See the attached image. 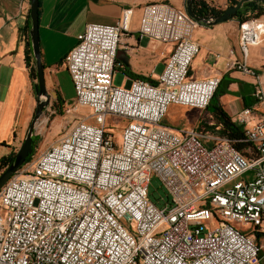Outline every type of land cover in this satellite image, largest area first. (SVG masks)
<instances>
[{"label": "built area", "instance_id": "built-area-1", "mask_svg": "<svg viewBox=\"0 0 264 264\" xmlns=\"http://www.w3.org/2000/svg\"><path fill=\"white\" fill-rule=\"evenodd\" d=\"M134 11L124 9L113 25H87L65 57L72 108L88 113L0 191V264L260 262L264 117L247 127L252 109L238 115L253 157L227 137L207 138L214 143L206 146L195 130L165 127L173 105L207 109L221 76L188 78L200 23L185 8L155 3L141 8L137 33L174 46L164 71L155 83L116 86V56ZM263 39V22L240 24L243 58L230 50L225 69L256 76L248 48ZM254 98L264 110L260 87ZM111 117L125 122L120 142L108 131ZM154 177L166 197L152 198Z\"/></svg>", "mask_w": 264, "mask_h": 264}, {"label": "crops", "instance_id": "crops-1", "mask_svg": "<svg viewBox=\"0 0 264 264\" xmlns=\"http://www.w3.org/2000/svg\"><path fill=\"white\" fill-rule=\"evenodd\" d=\"M155 3H167L184 9L186 0H40L39 36L46 82L50 76L58 93V99L52 103L53 108H72L76 105L72 79L64 60L76 46L78 35L89 24H115L127 8L135 9L132 30L123 36L119 46L114 84L128 87L135 80L152 83L159 80L174 46L150 38L140 39L137 33L141 8ZM209 4L220 10L229 6L228 0H211ZM30 9V0H0V159L19 150L36 111L37 93L26 64ZM256 20L264 23V16ZM197 26L193 39L199 44L200 52L190 66L188 78L200 80L220 75L219 89L205 110L171 106L163 125L175 132L195 130L204 137L202 142L207 146L214 143L207 138L222 136L223 118L218 113L219 108L238 126H241L238 115L244 108H251L253 112L247 127L263 119V109L259 117L255 114L259 103L254 98V92L257 87L264 92V61L260 56H252L251 50L262 47L264 53V39L258 45L249 46L247 64L256 71V76L246 75L225 69L230 50H235L238 59L243 58L240 23L233 19L214 26ZM78 112L80 110L73 116H79ZM46 115L48 109L44 113ZM60 115L67 116L65 113ZM44 121L47 119L40 120L41 125L36 127L37 144L42 143L40 135ZM55 122L54 126L59 130V121ZM201 124L210 130L216 127V131L200 132L198 127ZM258 234L257 241L262 247L258 264H264V230L258 232L256 237Z\"/></svg>", "mask_w": 264, "mask_h": 264}, {"label": "water", "instance_id": "water-1", "mask_svg": "<svg viewBox=\"0 0 264 264\" xmlns=\"http://www.w3.org/2000/svg\"><path fill=\"white\" fill-rule=\"evenodd\" d=\"M249 1H255L264 4V0H240L235 5H230L222 14L210 17L200 18L193 11L194 0H186L185 9L188 15L198 23L205 26H214L233 20L240 12L243 5ZM30 21L31 26L29 30V38L31 49L36 61L37 72V104L33 120L29 126L26 138L16 152L13 162L0 175V191L8 183V181L27 163V160L34 153L33 140L35 138L36 124L44 115L47 108L58 99V93L50 90L47 86L45 67L42 60L40 36H39V8L40 0H30Z\"/></svg>", "mask_w": 264, "mask_h": 264}, {"label": "trees", "instance_id": "trees-1", "mask_svg": "<svg viewBox=\"0 0 264 264\" xmlns=\"http://www.w3.org/2000/svg\"><path fill=\"white\" fill-rule=\"evenodd\" d=\"M239 1L240 0H228V4L229 6L235 5ZM193 11L200 18H210L222 14L224 10H220L214 6H211L207 0H194ZM263 16H264V4L255 1H249L243 5L240 12L234 19L237 20L240 24H243L249 21L256 20ZM30 26H31V21L30 18L28 17L27 40H26V64L27 67L29 68L30 78L34 84V91L35 93H37L38 83H37L36 61L30 44V38H29ZM218 113L223 118V129L220 132L221 135L232 140V142H234V147L237 150L244 153L245 155H247L248 157L255 156L256 155L255 152H253L252 154L248 152V149L251 147V145L245 141L246 137L243 128L233 123L221 108L218 109ZM37 143H38V138L35 137L33 140L34 153L32 156L28 158L26 164L33 161L38 146ZM15 154L16 153H12L11 155L0 159V171L6 169L13 162ZM258 237L259 234L257 236V240Z\"/></svg>", "mask_w": 264, "mask_h": 264}, {"label": "rangeland", "instance_id": "rangeland-1", "mask_svg": "<svg viewBox=\"0 0 264 264\" xmlns=\"http://www.w3.org/2000/svg\"><path fill=\"white\" fill-rule=\"evenodd\" d=\"M211 3V0H208ZM198 28V26H196L195 30ZM251 55L253 56H260V59L264 61V53L262 52V47H258L257 49L252 48L251 50ZM117 84V83H116ZM118 85V84H117ZM47 86L50 90H55L56 91V87L52 84V80L51 77L48 76V80H47ZM54 104V103H53ZM53 104H51L47 109H48V115L46 116H42L40 118V120H43V118L47 121H44V124L41 126L42 129V133L40 135L41 139H42V143L37 144V150H36V154L33 158V161L39 157L52 143H55L56 141H58L63 135L64 133H66L67 131H69V129H71V127L77 122V119H80V115L82 113V115H85L88 113L87 109L82 108V107H78L80 112H78V114H80L79 116L76 115V117L73 116V114L75 113V108H53ZM255 114L257 117H259V113L260 111L263 109L262 106L260 104L257 105V107L255 108ZM61 110V112H60ZM61 113H65L67 114V116H61ZM72 117V118H71ZM75 118V119H74ZM40 120L37 122L36 127L39 126V122ZM59 121V127L60 129L58 130V128H56L54 126V124L56 123L55 121ZM107 126H108V131L114 136V139L116 140V142H120L122 140V130L125 126V122L122 119H117L114 117H111L108 119L107 121ZM198 131H202L203 133H209L210 131H216V127L212 130H210L208 127L203 126L202 124L198 127ZM57 133V135H56ZM207 146H211V145H207ZM5 169L0 171V175L4 172ZM250 175V174H249ZM151 196L153 199H157L160 196L162 197H166V192L163 188H161V183L159 181L158 178L154 177L152 180V184H151Z\"/></svg>", "mask_w": 264, "mask_h": 264}, {"label": "bare ground", "instance_id": "bare-ground-1", "mask_svg": "<svg viewBox=\"0 0 264 264\" xmlns=\"http://www.w3.org/2000/svg\"><path fill=\"white\" fill-rule=\"evenodd\" d=\"M250 27H252V25H249Z\"/></svg>", "mask_w": 264, "mask_h": 264}]
</instances>
